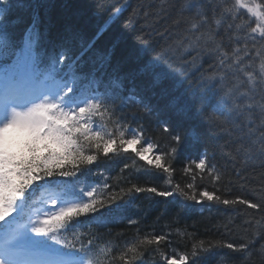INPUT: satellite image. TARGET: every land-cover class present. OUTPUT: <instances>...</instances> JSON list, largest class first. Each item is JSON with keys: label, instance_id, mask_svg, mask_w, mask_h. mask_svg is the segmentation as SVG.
I'll return each instance as SVG.
<instances>
[{"label": "snow or ice", "instance_id": "obj_1", "mask_svg": "<svg viewBox=\"0 0 264 264\" xmlns=\"http://www.w3.org/2000/svg\"><path fill=\"white\" fill-rule=\"evenodd\" d=\"M118 3L90 0L89 7L96 15L108 11L114 23L124 11ZM51 7V0H0V264H64L57 258L60 253L74 256L78 264H105L97 254L98 245L105 241L98 228L116 222L113 213L119 210V201L127 197L125 203H131L139 193L176 197L175 209L161 212L173 223L205 202L236 211L243 205L244 216L250 215L247 209L258 210L264 220V195L258 201L246 196L223 198L216 194L215 186L213 190L205 186L197 193L195 175L187 184L191 192L180 184L163 186L171 184L175 162L187 145L198 148L196 157L186 159L196 160L201 184L207 175L209 182L221 184V192L231 191L227 185L232 181L225 184L227 172L214 162L209 139L226 138L232 146H239L237 153L255 156L264 167V0H167L162 11L166 17L175 15L174 26L201 34L195 37L200 46L179 58L167 41L156 42L144 34L135 9L120 23L110 45L101 50L96 42L111 23L106 21L85 41L74 21L49 16ZM242 18H251L243 26L250 33L243 48L233 49V44L240 43L234 29L241 27ZM182 35L169 39L179 40ZM124 48L131 51L127 56L118 55ZM193 51L198 56L188 59ZM204 57L210 61L208 68L197 62ZM129 61L137 67L125 72ZM58 73L65 76L56 80ZM40 76L51 78L53 86L32 97L26 87ZM157 96L170 99L160 107L153 103ZM150 124L167 137V145L157 136L149 138ZM257 133L258 139H253ZM125 157L133 163H125L124 169L154 173L161 186L141 187L129 179L131 187L121 188L122 195L97 187L76 191L80 177L93 174L94 165ZM137 160L143 163H135ZM233 172L239 180L240 174ZM48 185L54 186V209L44 219L33 220L30 194L36 186ZM104 187L108 188L106 181ZM69 196L78 198L62 199ZM81 217L87 218L85 227L97 226V231L89 230L86 237L71 241L62 237L61 233H72L82 224ZM231 220L225 221L226 229ZM127 222L138 225L140 218L129 217ZM189 235L186 229L153 232L130 251L139 264H155V258L168 248L172 252L166 264H251L253 255L264 257V227L239 243L200 240L190 249ZM191 239H197L195 234ZM181 243L183 254L177 255L175 246Z\"/></svg>", "mask_w": 264, "mask_h": 264}, {"label": "trees", "instance_id": "obj_2", "mask_svg": "<svg viewBox=\"0 0 264 264\" xmlns=\"http://www.w3.org/2000/svg\"><path fill=\"white\" fill-rule=\"evenodd\" d=\"M51 2L53 7L47 9V14L54 20L71 19L74 21L82 31L85 41L91 39L106 21L111 23L112 26L109 31L105 32L96 42L97 49L103 50L110 45L112 39L119 33L120 23L127 16L131 15L134 9L138 13V19L141 21L139 27H143L145 30L144 34L149 35L156 42L164 43V41H167L168 46L172 48L173 55L177 58L186 55L192 47L200 46L196 44L195 40L196 36L201 35L200 33H195L193 30V34H189L184 26L176 28L174 26L175 15L171 17L165 16L162 9L167 0H119L118 7L124 8V11L122 14H119V19L114 23L109 20L108 11L100 15L94 14L93 9L89 7L90 0H51ZM110 2L117 3V0H110ZM41 12L43 15L45 9L42 8ZM250 19L242 18L238 22L241 27L234 29L235 38L240 43L233 44V49H241L244 47V38L250 33V29L244 28L243 26ZM177 33L183 34L179 40L175 38L169 39L170 35L174 37ZM160 34H164L163 38ZM185 37L187 40L184 46L180 47ZM257 47L261 46L257 45ZM249 48H252L251 44H249ZM129 51H131L130 48H124L123 53L118 52V55L122 54L123 56H127ZM251 54L254 56L256 50L253 49ZM197 56L198 53L193 51L187 58L192 59ZM197 62H204L205 68H208L210 63L206 57L202 58V60L198 59ZM256 66L258 68L259 59L256 60ZM136 67V64L129 61L123 71H132ZM67 68L68 66L65 64V73L67 72ZM65 73H58L55 77L56 80L65 76ZM157 92H159L158 89ZM169 99L170 97L160 98L157 96L153 99V103L163 107L168 103ZM148 127L152 129L149 132V138L157 136L161 140L166 137L155 131L154 124H150ZM108 131H112L111 126L108 127ZM258 137L259 133L253 139H258ZM161 143L167 145L162 140ZM207 143L214 146V162L219 166H223V169L227 172L225 184L227 185L228 180L232 181L230 185H227L231 188L230 192H221V184L216 181L209 182L207 175L204 176V183L201 184V173L194 166L196 160L186 159L188 156L196 157L198 155V148L187 145L181 149L180 157L175 162L171 175V184L163 186L174 188L176 184H180L185 191L191 192L192 190L187 188V184L193 182L192 177L195 175L194 190L197 193L204 190L205 186L209 190H213V186H215L216 194L222 195L223 198L235 199L246 196L250 200L258 201L264 195V167L261 166L262 162L255 156L250 158L244 152L237 153L235 148L239 146H232L226 138L219 140L209 139ZM256 147H259L258 143ZM125 163L132 164L133 161L125 157L94 165L93 174L80 177L76 191L79 192V189L83 187H97L101 192L122 195L121 188L126 190L131 187V184L127 182L129 179L138 181L141 187H147L152 184L158 187L161 186L159 178L154 173L135 171L131 168L124 169L123 165ZM135 163L140 164L143 162L137 160ZM186 167L190 171H185ZM234 169L235 172L240 174L239 180L233 172ZM105 181L108 184V188L104 187ZM114 185L116 187L113 188ZM48 186L54 187L53 185ZM42 187L44 186H36L31 192L30 198L35 191H38ZM126 199L127 197L119 201V210L113 213V220L116 222L110 223L107 228H98V231L105 235V241L98 245L97 254L99 259L104 261L105 264H109V262L111 264H128L129 261H132V264H139V258L130 249L137 246L147 234L153 232L160 233L164 231L176 233L186 229L187 233L190 234L186 241L190 249L192 243L198 244L200 240L212 242L213 244L217 242L225 244L230 240L239 243L241 239L254 237L258 234V228L264 227V220L261 219V214L258 210L247 209L250 215L244 216L243 212L246 206L243 205L238 206L239 211H236L230 207L205 202L203 206L195 205L191 210L182 213L179 221L173 223L170 216H161V212L165 208L169 210L175 209L173 201L177 199L176 197L164 198L139 193L136 194L134 201L131 203H125ZM129 217L140 218V223L138 225L129 224L127 222ZM228 217H231L232 220L230 227L226 229L223 225ZM80 220L82 224L76 226L74 232L61 233V236H67V239L71 241L74 237H86L89 230L97 231V226H92L90 229L84 226L83 222L87 220L86 217H81ZM257 221H261V224L258 225ZM249 224H251V227H249ZM109 233L111 234L110 236L108 235ZM244 233H247V235H244ZM191 234H195L197 239H191ZM118 236L119 239H117ZM183 239L184 237L181 236V240ZM152 247L155 246L153 245ZM175 247L177 255L183 254L184 243L176 245ZM224 251H227V249L225 248ZM171 252L172 248H168L163 255L157 256L155 258V264H166V259ZM122 256L123 260H121ZM251 264H264V257L253 255L251 257Z\"/></svg>", "mask_w": 264, "mask_h": 264}, {"label": "rangeland", "instance_id": "obj_3", "mask_svg": "<svg viewBox=\"0 0 264 264\" xmlns=\"http://www.w3.org/2000/svg\"><path fill=\"white\" fill-rule=\"evenodd\" d=\"M47 194H48V195H54V192H53V191H48ZM62 199H64V200H68L67 197H63ZM51 204H52V203H51ZM60 206H63V205L61 204ZM55 208H56L57 210H59L58 207H55ZM58 255H60V254H58ZM66 262H68V261H66ZM69 262H70V264H78L77 259H73L72 261H69ZM64 263H65V262H64Z\"/></svg>", "mask_w": 264, "mask_h": 264}, {"label": "bare ground", "instance_id": "obj_4", "mask_svg": "<svg viewBox=\"0 0 264 264\" xmlns=\"http://www.w3.org/2000/svg\"><path fill=\"white\" fill-rule=\"evenodd\" d=\"M165 144H167V139H166V137L165 138H163V139H161ZM205 246H207V245H205Z\"/></svg>", "mask_w": 264, "mask_h": 264}]
</instances>
